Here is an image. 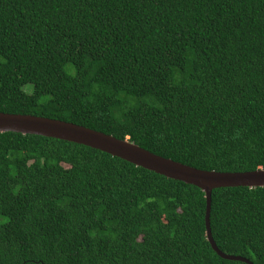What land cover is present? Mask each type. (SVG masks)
I'll return each mask as SVG.
<instances>
[{"label": "trees", "instance_id": "trees-1", "mask_svg": "<svg viewBox=\"0 0 264 264\" xmlns=\"http://www.w3.org/2000/svg\"><path fill=\"white\" fill-rule=\"evenodd\" d=\"M0 113L264 170V0H0ZM205 213L196 186L0 133V264H246L213 250ZM210 221L220 251L264 264V188L214 190Z\"/></svg>", "mask_w": 264, "mask_h": 264}, {"label": "water", "instance_id": "water-1", "mask_svg": "<svg viewBox=\"0 0 264 264\" xmlns=\"http://www.w3.org/2000/svg\"><path fill=\"white\" fill-rule=\"evenodd\" d=\"M8 132L53 138L90 147L138 168H143L171 180L196 186L205 194V225L207 239L213 250L225 260L253 264L243 257L223 253L216 245L212 237L210 221L212 192L220 188H264V170L245 173L203 171L157 156L128 140H119L111 135L69 122L45 117L0 113V133Z\"/></svg>", "mask_w": 264, "mask_h": 264}, {"label": "rangeland", "instance_id": "rangeland-1", "mask_svg": "<svg viewBox=\"0 0 264 264\" xmlns=\"http://www.w3.org/2000/svg\"><path fill=\"white\" fill-rule=\"evenodd\" d=\"M24 90L26 91V93L31 94L33 91V86L32 85L25 86Z\"/></svg>", "mask_w": 264, "mask_h": 264}]
</instances>
